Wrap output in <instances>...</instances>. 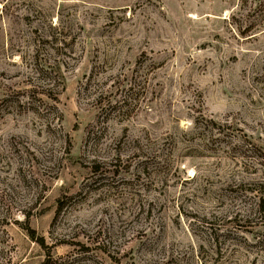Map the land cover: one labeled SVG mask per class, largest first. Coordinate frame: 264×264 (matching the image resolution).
I'll use <instances>...</instances> for the list:
<instances>
[{
    "label": "rangeland",
    "instance_id": "obj_1",
    "mask_svg": "<svg viewBox=\"0 0 264 264\" xmlns=\"http://www.w3.org/2000/svg\"><path fill=\"white\" fill-rule=\"evenodd\" d=\"M43 261L264 264V0H0V264Z\"/></svg>",
    "mask_w": 264,
    "mask_h": 264
},
{
    "label": "trees",
    "instance_id": "obj_2",
    "mask_svg": "<svg viewBox=\"0 0 264 264\" xmlns=\"http://www.w3.org/2000/svg\"><path fill=\"white\" fill-rule=\"evenodd\" d=\"M28 233H29V235H30L31 237L34 236V230L29 229V230H28ZM39 243H40L41 245H43V239H42V238L39 240ZM48 255H49V253H48ZM48 258H49V257H48ZM41 264H46V263H45V261H43Z\"/></svg>",
    "mask_w": 264,
    "mask_h": 264
}]
</instances>
